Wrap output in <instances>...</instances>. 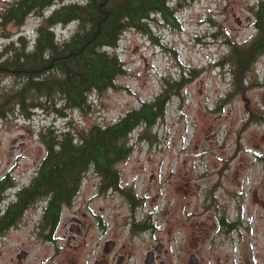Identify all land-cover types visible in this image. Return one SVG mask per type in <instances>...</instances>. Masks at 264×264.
<instances>
[{"label":"rangeland","instance_id":"rangeland-1","mask_svg":"<svg viewBox=\"0 0 264 264\" xmlns=\"http://www.w3.org/2000/svg\"><path fill=\"white\" fill-rule=\"evenodd\" d=\"M7 1L0 0V14ZM258 1L191 0L177 10L178 27L157 17L149 20L156 42L144 32L127 30L115 48L125 73L117 77L114 87L93 92L84 111L73 109L60 117L39 109L29 118L15 109L6 112L0 119V177L10 174L17 185L30 181L46 152L40 138L46 128L63 131L113 123L159 94L163 78L180 80V94L171 96L164 118L147 130L141 125L132 131L129 158L118 168L126 180L136 181L139 192H147L146 211L153 213L149 224L156 239L174 245L169 247L171 252L179 245L182 229L178 224L181 215L172 212V199L182 202L185 191L192 192L186 212L191 214L193 234L204 222L210 227L211 215L220 211L234 217L236 209L243 207V218L253 216V236L243 233L239 242L235 233L226 234L227 242L222 234L209 235L200 256L203 264H219L211 257H218L217 251L222 257L220 264L251 261L253 253L258 255L251 244H264V54L246 73L248 85L234 86L229 66L220 62L228 51L226 40L243 42L253 34L252 6ZM41 17L29 16L22 27L0 26V45L19 34L31 41ZM74 26H56V36L66 37ZM12 84V79L3 76L0 91ZM92 174L81 187L80 196L85 199L96 180ZM14 190L6 192L5 204L13 198ZM39 212L38 207H30L19 227L0 237V264H53L56 255L73 252L66 249L62 231L53 233L52 242L35 236L30 217L38 219ZM71 213L64 208L63 218ZM211 241L222 243L213 254L207 251ZM19 254L26 257L19 259Z\"/></svg>","mask_w":264,"mask_h":264},{"label":"trees","instance_id":"trees-1","mask_svg":"<svg viewBox=\"0 0 264 264\" xmlns=\"http://www.w3.org/2000/svg\"><path fill=\"white\" fill-rule=\"evenodd\" d=\"M190 1H7L0 14V26L22 27L29 16L42 17L31 41L19 34L0 45V80L8 76L13 81L11 87L0 91V119L14 109L27 118L39 109L60 117L73 109L86 110L93 92L114 87L117 77L126 71L115 51L122 35L127 30L144 32L156 42L149 20L157 17L178 27L177 10ZM252 12L253 34L243 42L226 40L228 51L220 62L229 66L234 86L246 83V73L264 54V0L256 2ZM70 24L75 25L71 33L58 38L55 27ZM163 80V90L151 101L129 110L113 123L83 129L67 127L63 131L48 127L42 131L45 155L30 181L16 192L15 203L11 205V199L7 207L6 192L14 185L13 177L6 174L0 180V237L15 228L23 212L39 201L42 231L52 234L63 207L76 198L88 174L115 176L114 165L128 153L132 131L141 125L147 130L164 118L171 96L180 94V80Z\"/></svg>","mask_w":264,"mask_h":264},{"label":"flooded vegetation","instance_id":"flooded-vegetation-1","mask_svg":"<svg viewBox=\"0 0 264 264\" xmlns=\"http://www.w3.org/2000/svg\"><path fill=\"white\" fill-rule=\"evenodd\" d=\"M127 150L128 153L121 155L114 165L117 171L115 176L93 173L96 180L89 186L91 194L85 199V196H80V189L76 198L63 207L61 217L52 234L62 231L61 238L66 241V249L73 252L56 255L53 264H203L200 251L207 236L222 234L227 242L226 234L230 237L235 233L239 242L243 240V233L253 236L255 230H253V216L243 218L245 211L243 207L236 209L234 217H229L220 211L211 215L210 227L204 222L200 224L201 230L194 231L193 234L191 214L186 212L189 205L188 197L192 192L185 191L187 197L183 195L182 198L186 200L180 202L179 199L176 201L172 199L170 201L174 203L172 212L175 214L178 212V215H181L178 216V224L182 227L179 245L175 252H171L169 247L174 245L156 239L155 229L149 224L153 213L146 211L147 192H139L136 189V181L126 180L118 168L128 160L130 147ZM3 177H0V180ZM27 183L17 185L13 177L14 185L10 188L15 190L11 205L17 199L16 192ZM8 205L9 202L5 204L6 207ZM212 205H215L217 209L220 208L216 206L215 201H212ZM41 207H38L40 209L38 219L30 217L31 215L29 217L34 221L35 236L52 242V239H55L54 234L51 237L52 234L48 235V232L42 231L43 210ZM64 208L72 211L65 218H63ZM28 209L23 212L21 219ZM20 225L18 223L17 226ZM211 231H213L212 234H210ZM95 232L97 236L94 235ZM143 233H147V236L141 237ZM88 235L93 238H88ZM221 244L211 241L207 251L213 254L215 247ZM251 246L258 255L253 253L252 260L246 264H264V244H251ZM217 256L211 255L220 264L222 261L220 251H217ZM22 257L26 255L22 254ZM224 259L227 260L228 256H224Z\"/></svg>","mask_w":264,"mask_h":264},{"label":"water","instance_id":"water-1","mask_svg":"<svg viewBox=\"0 0 264 264\" xmlns=\"http://www.w3.org/2000/svg\"><path fill=\"white\" fill-rule=\"evenodd\" d=\"M236 22L239 23L240 20H239V19H236ZM263 204H264V202H263ZM21 257H22V254H19V255H18V258H21Z\"/></svg>","mask_w":264,"mask_h":264}]
</instances>
